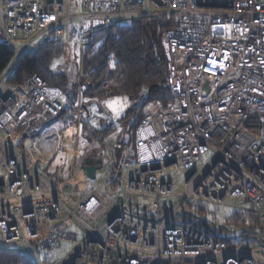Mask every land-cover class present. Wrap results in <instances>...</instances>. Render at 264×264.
Instances as JSON below:
<instances>
[{
    "label": "built area",
    "instance_id": "built-area-1",
    "mask_svg": "<svg viewBox=\"0 0 264 264\" xmlns=\"http://www.w3.org/2000/svg\"><path fill=\"white\" fill-rule=\"evenodd\" d=\"M159 14L171 22L160 42L174 101L143 107L118 170L122 197L148 204L135 212L122 204L95 228L103 205L84 190L71 204L22 148L38 110L61 114L60 92L37 75L15 86L6 75L54 36L78 80L76 52L93 47L96 32ZM0 45L13 51L0 76V249L23 250L34 264H264V0H0ZM186 202L254 214L260 243L226 247L176 225ZM66 215L86 230L83 241L62 230ZM61 244L75 249L40 257Z\"/></svg>",
    "mask_w": 264,
    "mask_h": 264
},
{
    "label": "trees",
    "instance_id": "trees-1",
    "mask_svg": "<svg viewBox=\"0 0 264 264\" xmlns=\"http://www.w3.org/2000/svg\"><path fill=\"white\" fill-rule=\"evenodd\" d=\"M142 0H135L141 2ZM165 14L140 17L127 25H110L93 35V47L76 52L82 70V76L70 85L69 78L63 72L51 69L54 60L61 61L63 54L62 42L54 36L45 42L34 53L20 57L6 75V83L18 85L26 77L39 76L49 87L64 95L70 104L77 98L107 101L116 97L141 95L136 116L132 125L128 126L131 133L139 123L144 105L152 101L163 106L174 101L167 78V64L160 42V35L171 27ZM13 58V51L0 45V76L8 69ZM75 112L71 111V115ZM72 119V118H71ZM82 128H89L86 133L97 137L99 141L106 137L112 127L95 131L81 120ZM90 137V138H91ZM127 143H121L116 151L121 158ZM46 176H51L49 171ZM118 176L111 174L108 184L115 187ZM206 204L193 206L186 202L181 206L194 217L184 215L182 225L195 227L204 232L213 242H220L226 247H250L260 243L256 230L258 217L252 213L225 210L218 224L217 217L206 209ZM197 216L199 219H197ZM218 224V225H216ZM0 264H34L19 250L0 249Z\"/></svg>",
    "mask_w": 264,
    "mask_h": 264
},
{
    "label": "rangeland",
    "instance_id": "rangeland-1",
    "mask_svg": "<svg viewBox=\"0 0 264 264\" xmlns=\"http://www.w3.org/2000/svg\"><path fill=\"white\" fill-rule=\"evenodd\" d=\"M78 1L79 0H76V2ZM75 16H76V13H75ZM114 21L115 19L112 18L111 23H113ZM73 24L75 26H78L79 19L75 18ZM61 68L64 70L63 72L64 74L68 76L70 75L72 70H70V72H67L65 67H62L60 59L54 60L52 62L51 64L52 70H56V72H60L59 70H61ZM61 99H63L62 95H61ZM140 99H141L140 94L135 95V96L116 97L111 100L102 101V102L94 101V103H90L91 99H86L83 102L79 101V104L77 105L78 111H76V113H74L73 115H71V112L68 113L69 109H67L68 108L67 101L63 99L62 101H63L64 111L59 116L52 117L46 114H42L41 112H37L39 116L33 118L31 121L28 122L27 125L23 127V131H24L23 136L28 137L29 139H32L26 146V153L31 160H33L36 164H40V167L44 169L49 164L48 161L52 160L51 154L53 153V151H56L57 153L56 161L58 163V167L55 168V170L51 172L54 174L53 177L56 179L57 182L55 183L51 181V183L55 185L56 191L59 190L58 186L61 184L60 188L64 192L70 195L71 204H76L77 201L82 196L81 195L82 190H80L78 186H75L69 183L68 181V180L71 181L72 177L74 176L73 173H71V169H73V172H75L76 170L79 169V165H80V164L77 165L76 161L74 160V156L78 148L82 147L83 143H85L88 140H91L92 142H94L96 141V139H98L97 137H91L93 135H90V133L83 135V132L85 131L87 132L89 128L87 127L85 129L82 128L81 119H83L84 123L88 122V124H90V126L92 127H98L97 121L100 120L101 118L104 119V121L106 122L105 127H108V126L112 127V133L109 135L108 138L109 139L116 138L115 140L117 143L120 141L121 137L124 135V131H125V137H126L128 133V126L132 125L133 122L135 121L136 116L133 115V113L131 112H134L137 109L138 101ZM88 100H90V102H88ZM67 120L73 121V124L71 125L72 127H70L72 128V130L69 129L68 139H66V141H62L61 143H58L59 148L56 149L57 143L53 135L49 140H46V143H43L41 141L43 138L50 135L49 132H53L55 127L58 129V131L61 128H64L67 124ZM73 132H75V134H73ZM92 142H91L92 147L98 146V144H92ZM108 143H109L108 146L113 145L112 141H108ZM87 147L85 146L84 148H87ZM102 148H104V150H100V151H105V152L109 151V155L103 156L105 169L107 168L109 169V164H113L114 157H113L112 151L109 150V147H107L106 150H105V147H102ZM109 176L110 175H108V177L104 179L103 174H98L95 177V179L92 181L90 180L89 181L90 184L87 186L85 185L83 189L86 193L91 194L94 198H96L104 207V211L100 215L98 220L96 222H93V221L89 222V225L95 228L99 227L107 219H109L114 214L115 211L121 208L122 204H126V206L128 207L127 210H129L130 212L139 211L140 209L144 208L148 204L147 200H144L138 197H131L125 200L122 197L123 181L119 178V175H117L118 178H117V181L115 182V187L111 188L108 184ZM171 179L174 182H176L178 185H181L183 182V175L172 172ZM191 204L193 206H196L198 204L202 205L205 203H191ZM163 209H164V212L169 211L170 207L168 205V202L163 204ZM206 209L210 211L211 213H214L215 216L217 217L218 224H221L222 222L221 217L225 214L226 208L207 204ZM227 210L231 211L232 209H227ZM236 211L246 212V211H240V210H236ZM246 213H249V212H246ZM184 215H189V216L194 217L192 213L190 212L188 213L185 209L180 208L179 210H177V212L174 214V217H173L175 219L176 225H179L182 223L183 221L182 219ZM197 219H199L198 216H197ZM65 223H66L65 227H63L62 230L68 234L73 235L76 242L83 241V239L87 235L86 230L83 228V226H81V224L77 222L70 215H66ZM74 249H75L74 244H61L59 248H56L54 250L43 251V253L40 252V257L45 262L53 261L55 259L64 258L68 256L69 254L73 252ZM19 251L25 254L23 250H19Z\"/></svg>",
    "mask_w": 264,
    "mask_h": 264
},
{
    "label": "crops",
    "instance_id": "crops-1",
    "mask_svg": "<svg viewBox=\"0 0 264 264\" xmlns=\"http://www.w3.org/2000/svg\"><path fill=\"white\" fill-rule=\"evenodd\" d=\"M76 59H78V57L76 58ZM75 66H77V65H73V67H75ZM56 71V70H55ZM60 72H64V71H62V70H59ZM72 71H73V73H72ZM71 71V73H70V75L68 76V78H69V83H70V85H74L75 84V82H76V80H77V72H76V70H75V68L73 69ZM71 76V77H70ZM62 97H63V99L64 100H66L67 101V104H68V108L67 109H69L68 110V113L69 112H71V111H75V113H76V111H78V109H77V105L79 104V101L80 102H83V101H85L86 99H82V98H77L76 99V101L74 102V103H72V104H70L69 103V101L66 99V97L64 96V95H62ZM62 99V100H63ZM94 101H96V100H91V102H90V100H88V102H90V103H94ZM98 102V101H97ZM64 111V110H63ZM62 111V112H63ZM37 112H41L40 110H38ZM61 112V113H62ZM42 113V112H41ZM43 114V113H42ZM95 114H96V112H95ZM39 116V114L37 113V116L36 117H38ZM98 116V115H97ZM81 120H83V119H81ZM98 120V119H97ZM98 122V127H92V126H90V124H88V122H85V123H87V125H89L93 130H95V131H102L104 128H105V126H106V122L104 121V119H100V120H98L97 121ZM73 124V121L71 120V121H68L67 120V124H66V126L64 127V128H61L59 131H58V129L56 128H54V131L53 132H49V134L50 135H48L47 137H45V138H43L41 141L43 142V143H46V140H49L51 137H52V135H53V137H55V139H56V143H57V147H56V149L57 148H59L58 147V143H61L62 141H66V139H68V134H69V129L70 130H72V128H70V127H72L71 125ZM24 132V131H23ZM112 133V131L105 137V138H102V141H99V139H96V141H94V142H92L91 140H88V141H86L85 143H83L82 144V147H80V148H78V150H77V152H76V154H75V156H74V160L76 161V163H77V165H79V169L78 170H76L75 172H73V169H71V173H73V177H72V179H71V181L70 180H68L69 181V183H71V184H73V185H75V186H78L79 187V189H81V190H83L84 189V185H82L81 184V186L79 185L80 183H78L77 182V176L81 173V169L83 168V167H85V166H88V164L86 163V161L87 160H89V162L91 163V165L92 166H94V167H96V168H98L96 171H95V177L98 175V174H103V176H104V179H106V177H108V175H111V174H116V175H119L118 174V170H119V163H120V160H121V158H119V157H117V155H116V151L118 150V148L120 147V145H121V143L123 142V143H128V141L130 140V134L131 133H127V135H126V137H125V131H124V135L121 137V139H120V141L119 142H117L116 143V138H108L109 137V135ZM73 134H75V132H73ZM87 134V133H86ZM83 135H84V133H83ZM67 137V138H66ZM22 140H23V144H22V148H23V150L26 152V146H27V144L32 140V139H29L28 137H24L23 135H22ZM74 140V139H73ZM108 141H112V143H113V145L112 146H108L109 145V143H108ZM91 142H92V144H98V146L97 147H92L91 146ZM105 142V143H104ZM61 145V144H60ZM90 145V146H89ZM87 147V146H89V147H87V148H84V147ZM102 147H105V150L107 149V147H109V150H111L112 151V154H113V164H109V169L107 168V169H105V166H104V157L103 156H106V155H109V151H107V152H105V151H100V150H104V148H102ZM61 148V147H60ZM125 148V147H124ZM62 149V148H61ZM100 151V152H99ZM106 153V154H105ZM27 154V153H26ZM28 156V155H27ZM51 158H52V160H50V161H48L49 162V164L44 168V173L46 172V171H49V173H50V175L51 176H47V178H48V180L51 182H57L56 181V179L53 177L54 176V174L51 172V171H54L55 170V168H57L58 167V163H57V161H56V156H57V153H56V151H53V153L51 154ZM82 156V157H81ZM122 157V156H121ZM81 159V161H80V159ZM79 159V160H78ZM111 160V159H110ZM103 161V162H102ZM106 162V161H105ZM40 165V164H39ZM76 165V166H77ZM104 170H105V172H104ZM108 174V175H107ZM105 175H107V176H105ZM46 176V175H45ZM95 177H94V179H95ZM54 178V179H53ZM119 178L121 179V177L119 176ZM53 179V180H52ZM93 179V180H94ZM91 179H86V182H87V184H86V186L87 185H89L90 184V181ZM92 181V180H91ZM106 181V180H105ZM59 182V181H58ZM65 184V183H64ZM61 185V184H60ZM63 193V195L66 193V192H62ZM66 194H68V193H66Z\"/></svg>",
    "mask_w": 264,
    "mask_h": 264
},
{
    "label": "water",
    "instance_id": "water-1",
    "mask_svg": "<svg viewBox=\"0 0 264 264\" xmlns=\"http://www.w3.org/2000/svg\"><path fill=\"white\" fill-rule=\"evenodd\" d=\"M86 163L88 164V166H85L81 169V173L77 176V182L85 185L86 179H91L93 180L95 177V171L98 169L94 166L91 165V163L89 162V160L86 161ZM61 222L57 224V226H60Z\"/></svg>",
    "mask_w": 264,
    "mask_h": 264
},
{
    "label": "clouds",
    "instance_id": "clouds-1",
    "mask_svg": "<svg viewBox=\"0 0 264 264\" xmlns=\"http://www.w3.org/2000/svg\"><path fill=\"white\" fill-rule=\"evenodd\" d=\"M86 184H87V183H86ZM86 184H85V185H86Z\"/></svg>",
    "mask_w": 264,
    "mask_h": 264
}]
</instances>
